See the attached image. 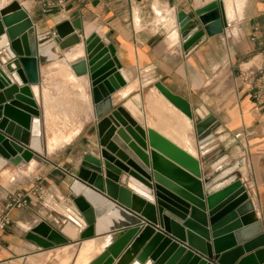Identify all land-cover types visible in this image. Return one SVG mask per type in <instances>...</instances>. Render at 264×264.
<instances>
[{"label":"crops","instance_id":"1","mask_svg":"<svg viewBox=\"0 0 264 264\" xmlns=\"http://www.w3.org/2000/svg\"><path fill=\"white\" fill-rule=\"evenodd\" d=\"M18 1L39 34L53 35L56 24L80 17L84 37L96 33L108 38L117 64L131 78L117 102L133 99L143 112L145 128L195 151L202 165L224 153L228 159L222 165L242 159L241 177L264 235V0H222L227 18L222 31L205 33L187 50V35L179 32L176 13L188 12L194 32L203 26L198 10L207 12L220 0H65L64 7L47 10L39 0ZM74 46L65 56L57 47L61 58L40 63V81L32 84L41 110L43 153L20 164L11 157L0 169V207L8 190L22 191L29 200L26 206L11 208V222L0 229V264H70L72 256V264H90L106 246H99L105 236L119 233L82 239L86 223L69 197L73 174L98 139L89 76L79 74L75 65L83 47ZM156 82L186 98L195 121L214 115V138L200 145L194 120L170 104ZM238 132L245 135L244 143L236 139L224 147ZM71 208L75 219L66 215ZM39 222L62 232L69 242L44 246L33 239L30 231ZM69 224L73 235L66 231Z\"/></svg>","mask_w":264,"mask_h":264},{"label":"water","instance_id":"2","mask_svg":"<svg viewBox=\"0 0 264 264\" xmlns=\"http://www.w3.org/2000/svg\"><path fill=\"white\" fill-rule=\"evenodd\" d=\"M211 6L198 10L203 26L194 32L188 12L176 13L179 32L187 35L185 50L226 25L223 1ZM82 31L77 17L56 24L53 35L39 34L21 2L0 4V169L11 157L20 164L43 153L41 110L32 90L40 81L39 64L60 59L57 47L65 56L71 46L82 45L75 65L89 76L98 139L73 174L69 197L86 223L82 239L119 231L105 236L106 246L90 264H264L263 226L241 177L242 159L222 165L224 153L202 165L159 130L145 128L133 99L117 102L131 78L117 64L115 47L106 37H84ZM155 86L194 120L200 145L214 138V115L195 121L186 98L162 82ZM30 233L44 246L69 242L46 222Z\"/></svg>","mask_w":264,"mask_h":264},{"label":"built area","instance_id":"3","mask_svg":"<svg viewBox=\"0 0 264 264\" xmlns=\"http://www.w3.org/2000/svg\"><path fill=\"white\" fill-rule=\"evenodd\" d=\"M42 4L44 10L52 6H65V0H39ZM264 16V11H263ZM236 139H241L242 143L245 141V135L242 132H238L235 134ZM42 193V192H41ZM29 203L28 197L22 191H10L8 190L7 201L6 203L0 207V229L7 226L11 220L9 217V211L13 207H21L26 206ZM43 205L48 207L51 210L54 208L49 205L47 202L42 201Z\"/></svg>","mask_w":264,"mask_h":264},{"label":"bare ground","instance_id":"4","mask_svg":"<svg viewBox=\"0 0 264 264\" xmlns=\"http://www.w3.org/2000/svg\"><path fill=\"white\" fill-rule=\"evenodd\" d=\"M188 117V116H187ZM195 152V151H194ZM194 152H192V153H194ZM71 213L70 214H66L69 218H72V219H75V215H74V210L71 208ZM66 231L68 232V233H70V234H74L75 233V231H74V226H72V225H68L67 226V228H66ZM107 241H108V239H106V240H104V241H102V243H100V245L99 246H105V244L107 243Z\"/></svg>","mask_w":264,"mask_h":264},{"label":"rangeland","instance_id":"5","mask_svg":"<svg viewBox=\"0 0 264 264\" xmlns=\"http://www.w3.org/2000/svg\"><path fill=\"white\" fill-rule=\"evenodd\" d=\"M75 249H77V245L75 246ZM73 257H74V256L71 257V262H70V264H72Z\"/></svg>","mask_w":264,"mask_h":264}]
</instances>
